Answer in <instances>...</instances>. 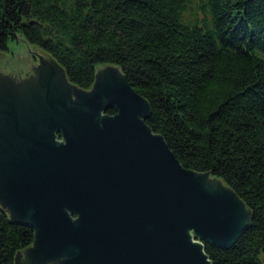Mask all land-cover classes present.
<instances>
[{"label":"trees","instance_id":"1","mask_svg":"<svg viewBox=\"0 0 264 264\" xmlns=\"http://www.w3.org/2000/svg\"><path fill=\"white\" fill-rule=\"evenodd\" d=\"M22 43L83 90L118 67L180 163L250 210L231 246L203 242L211 264H264V0H0V52ZM34 240L0 207V264Z\"/></svg>","mask_w":264,"mask_h":264},{"label":"water","instance_id":"2","mask_svg":"<svg viewBox=\"0 0 264 264\" xmlns=\"http://www.w3.org/2000/svg\"><path fill=\"white\" fill-rule=\"evenodd\" d=\"M51 61L22 43L0 53V74L15 90L42 93ZM53 63L81 100L69 106L49 90L40 129L30 122L0 158V207L35 231L18 264H211L204 241L236 242L251 221L245 202L180 163L118 67L100 66L83 90Z\"/></svg>","mask_w":264,"mask_h":264},{"label":"flooded vegetation","instance_id":"3","mask_svg":"<svg viewBox=\"0 0 264 264\" xmlns=\"http://www.w3.org/2000/svg\"><path fill=\"white\" fill-rule=\"evenodd\" d=\"M44 64L48 65L46 62ZM49 66L50 69L46 71L45 82H40V85L44 86L42 88L43 94L32 90L31 93H26L24 89L17 88L18 91H16L15 88L13 89L7 84L6 77L0 74V158L6 160L9 144L26 137L29 133L30 122L33 123V133H35V129H40L41 120L45 117V114L41 112L39 102L45 98L49 90L55 92L57 102L65 99L66 103L64 104L69 106L81 100L78 97V92L65 82L60 69L52 61ZM62 94H64V97ZM53 102H56L54 98ZM55 136L58 141L63 140L60 131L56 130Z\"/></svg>","mask_w":264,"mask_h":264}]
</instances>
